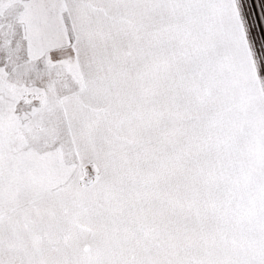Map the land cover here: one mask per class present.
Masks as SVG:
<instances>
[{
    "label": "snow or ice",
    "instance_id": "1",
    "mask_svg": "<svg viewBox=\"0 0 264 264\" xmlns=\"http://www.w3.org/2000/svg\"><path fill=\"white\" fill-rule=\"evenodd\" d=\"M0 264H264V0H0Z\"/></svg>",
    "mask_w": 264,
    "mask_h": 264
}]
</instances>
